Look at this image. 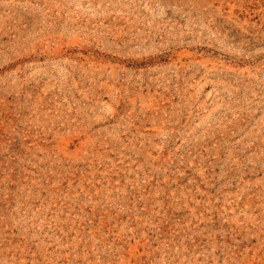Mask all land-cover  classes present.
<instances>
[{"label":"rangeland","instance_id":"1","mask_svg":"<svg viewBox=\"0 0 264 264\" xmlns=\"http://www.w3.org/2000/svg\"><path fill=\"white\" fill-rule=\"evenodd\" d=\"M0 264H264V0H0Z\"/></svg>","mask_w":264,"mask_h":264}]
</instances>
